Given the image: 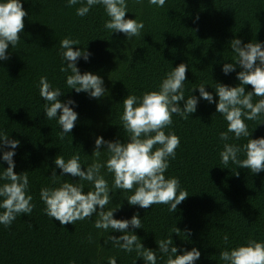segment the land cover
<instances>
[{"label": "trees", "instance_id": "1", "mask_svg": "<svg viewBox=\"0 0 264 264\" xmlns=\"http://www.w3.org/2000/svg\"><path fill=\"white\" fill-rule=\"evenodd\" d=\"M76 7L79 5L67 7L65 0H23L28 15L21 41L9 49L10 59L0 62V131L20 140L14 171H28L35 204L30 216L17 217L8 228L0 226V264H107L110 256L117 258V264H143L135 252L125 253L104 243L107 234L101 236L94 228L96 216L60 225L45 215L39 192L52 186L49 176L55 167L54 157L59 154L67 159L79 153L88 163L85 154L91 155L97 135L106 140H126L120 121L121 101L128 93L140 96L155 90L171 66L188 64L186 90L201 83L213 90L214 82L234 86L238 83L235 73L225 76L221 72L223 58L231 60L233 56L229 42L234 38L245 43L264 42V0H166L164 8L145 2L139 10L130 3L133 13H126V18L137 15L145 28L143 37L127 43L123 34L110 37L103 29L107 17L102 7L97 6L83 18L75 14ZM65 37L79 40V46L92 53L88 62L80 60L77 66L82 73L100 75L108 96L90 99L65 87L58 55L59 41ZM41 76L68 91L61 100L77 102L74 110L79 118L72 140L70 136L61 139L56 121L44 116L38 89ZM210 87L206 90L213 91ZM246 90H251V85ZM214 114L215 105L201 101L190 118L173 116L170 130L180 137V146L166 175L177 177L189 193L173 215L166 205L149 209L129 206L123 199L131 193L117 192L112 201L117 206L121 203L114 218H130L134 213L143 217L144 230L137 229L135 234L146 248L155 249V240L169 236L175 227L191 230L187 239L182 232L178 236L172 233L171 238L178 248L200 250L196 264H221L218 254L225 248V234L229 245L247 239L264 240V172L252 174L231 163L221 164L223 144L218 134L226 129V122ZM247 123L252 129L256 122ZM257 137H264V124L253 130L251 138ZM56 172L60 174L59 169ZM58 179L78 178L68 174ZM88 188L86 185L85 190Z\"/></svg>", "mask_w": 264, "mask_h": 264}, {"label": "clouds", "instance_id": "2", "mask_svg": "<svg viewBox=\"0 0 264 264\" xmlns=\"http://www.w3.org/2000/svg\"><path fill=\"white\" fill-rule=\"evenodd\" d=\"M145 2L156 8H164L166 4V0H65L67 7L79 5L75 14L81 18L97 6L102 7L107 17L103 29L110 33V37L112 34H123L126 43L141 37L145 28L144 21L137 15L126 18V13H133L129 4L139 10ZM27 15L23 0H0V62L9 60V49L16 48L20 43ZM79 45V40L70 37L59 41L60 71L65 74V87L77 94L85 93L90 99L100 100L109 92L100 75L90 71L82 73L78 68L80 60L88 62L92 56L86 46ZM73 46L79 47L74 50ZM228 46L233 56L231 60L223 58L225 62L221 65V72L225 76L235 73L238 83L234 86L214 82L213 90V87L201 83L186 90L188 64L171 66L155 90L145 91L140 96L127 92L121 101L123 113L120 121L127 133L126 140H106L97 135L91 155L85 154L90 160L88 163L82 161L79 153L67 159L57 154L53 160L55 167L49 176L52 186L42 187L39 192L45 205V215L54 218L60 225L96 216L94 228L101 236L107 234L104 243L125 253L135 252L143 264H196L201 257L200 250L197 247L190 250L178 248L171 238L172 233L178 236L182 232L187 239L191 230L181 231L175 227L169 236L155 240V249L146 248L135 234L137 229L144 230L143 217L134 213L130 218H114L121 203L117 206L112 201L117 192L131 193L123 199L129 206L149 209L153 205H166L170 214L177 211L178 205L189 193L182 188L177 177L166 175L170 161L175 160L176 149L180 146V137L170 129L174 115L185 120L190 118L201 101L214 104L213 116L218 114L226 122V129L218 134L223 144L219 153L221 164L227 166L231 163L252 174L264 172V137L251 138L256 126L264 124V42L251 40L245 43L234 38ZM132 50H128L130 55ZM248 85H251V90H246ZM206 86L213 91H207ZM38 89L44 102V116L56 121L61 139L71 137L79 118L74 110L78 107L77 102L70 98L61 100L60 97L68 91L54 86L47 76L39 78ZM248 121L256 122L255 127L250 129ZM241 139L246 143H229L230 140ZM19 147L20 140L0 131V226L5 228L21 215L30 216L35 208L28 171L19 174L14 171V157ZM56 169L60 170L59 175ZM68 174L78 179H58ZM234 174L238 175L237 172ZM86 185L89 186L87 191ZM89 240H92L91 236ZM223 241L225 248L218 254L221 264H264V240L247 239L229 245V237L225 234ZM107 264H117V258L108 257Z\"/></svg>", "mask_w": 264, "mask_h": 264}]
</instances>
